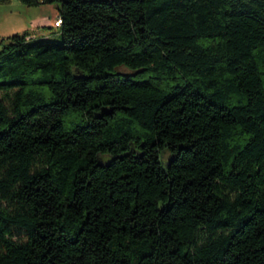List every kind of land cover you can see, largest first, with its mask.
<instances>
[{
    "label": "trees",
    "instance_id": "1",
    "mask_svg": "<svg viewBox=\"0 0 264 264\" xmlns=\"http://www.w3.org/2000/svg\"><path fill=\"white\" fill-rule=\"evenodd\" d=\"M17 1L0 264H264V0Z\"/></svg>",
    "mask_w": 264,
    "mask_h": 264
},
{
    "label": "rangeland",
    "instance_id": "2",
    "mask_svg": "<svg viewBox=\"0 0 264 264\" xmlns=\"http://www.w3.org/2000/svg\"><path fill=\"white\" fill-rule=\"evenodd\" d=\"M53 8H55L56 11L52 21V27L51 29L46 28L42 30L45 32V37H49V33L51 32L55 33L49 38L59 41L60 35L58 34V29L54 26V22L57 21L56 19L58 17L57 6L54 5ZM25 10H27V7L21 5L16 0H13L12 3L7 5H0V40L14 34H21L24 31L32 33V29H30V26H28V19L24 13ZM121 72L127 73L128 71L121 69ZM166 157L167 155L165 154L164 159H166Z\"/></svg>",
    "mask_w": 264,
    "mask_h": 264
},
{
    "label": "crops",
    "instance_id": "3",
    "mask_svg": "<svg viewBox=\"0 0 264 264\" xmlns=\"http://www.w3.org/2000/svg\"><path fill=\"white\" fill-rule=\"evenodd\" d=\"M12 1L13 0H11L10 3H12ZM53 6L54 5H41L38 7H27V10H25L24 13L28 19V26H30V29H32V33L28 31L24 32H28L31 37H44L45 32L42 29L52 27V21L56 11Z\"/></svg>",
    "mask_w": 264,
    "mask_h": 264
},
{
    "label": "bare ground",
    "instance_id": "4",
    "mask_svg": "<svg viewBox=\"0 0 264 264\" xmlns=\"http://www.w3.org/2000/svg\"><path fill=\"white\" fill-rule=\"evenodd\" d=\"M60 23V21H56L55 24L58 25Z\"/></svg>",
    "mask_w": 264,
    "mask_h": 264
},
{
    "label": "built area",
    "instance_id": "5",
    "mask_svg": "<svg viewBox=\"0 0 264 264\" xmlns=\"http://www.w3.org/2000/svg\"><path fill=\"white\" fill-rule=\"evenodd\" d=\"M57 20V19H56ZM54 26H55V22H54Z\"/></svg>",
    "mask_w": 264,
    "mask_h": 264
}]
</instances>
